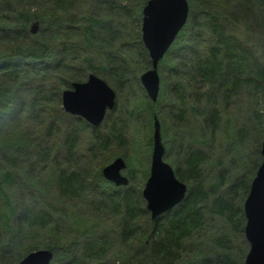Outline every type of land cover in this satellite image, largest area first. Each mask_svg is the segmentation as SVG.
<instances>
[{
    "label": "trees",
    "instance_id": "1",
    "mask_svg": "<svg viewBox=\"0 0 264 264\" xmlns=\"http://www.w3.org/2000/svg\"><path fill=\"white\" fill-rule=\"evenodd\" d=\"M42 1L38 4L41 6V11H39V9H33L38 0H0V75L7 77L4 78L6 80L5 85L0 87V99L5 101V103H0V109H4L8 102L20 99L17 108V110L21 108L19 114H27L33 107L41 104L40 109L47 110L46 114L53 116L56 107L46 103L50 98L58 97L59 99V89L57 86H50L49 83L57 80L60 86H69L73 80H82L87 75L79 64L86 57L85 55L82 58V52L90 48L86 45L87 43L73 38L75 31L79 33L82 31V34L79 35H84V39L87 40V34L106 32V37L102 41L106 47L104 45L99 46L97 50L99 54L112 47L115 39L120 36L119 32L109 30L107 26L99 27L100 22L103 21L102 18L92 20L97 21L95 22L96 27L88 24L91 21L89 20L77 26V28L82 27V29H75V24L79 19L77 16L69 14L70 9L75 8L72 7L75 3L74 0ZM145 1L136 0L137 12L140 15L142 3ZM193 1H200L201 3L204 0ZM219 2V5L215 4L213 9L202 12L204 17L206 14L209 18V23L204 22L203 25H197L195 18L190 15L188 21L193 22L192 26L184 25L177 35L178 37L189 27L195 26V29L206 30L210 37L209 42L204 44L201 49L197 48L187 56L188 58L181 61L184 67L189 68L190 66L191 71L188 72L187 69V73L180 72L182 75L186 74V85L178 78L180 87L185 88L187 93L185 95L184 93L175 94L181 100L186 97L193 100L190 107L201 118L200 129H198L202 138L197 140L198 143L185 139L184 136H180V139L177 140L181 145L178 147L180 157L174 168L175 174L181 180H185L186 184L189 185L190 183L191 186L187 189L185 197L175 207L153 219L155 224L152 226L147 227L140 222L143 214L148 218L140 186L125 189L122 187L103 189L96 185V175L97 173L100 174L101 167L113 154V148L119 147V143H127L128 138H131L128 133V124H131L133 118L128 119L124 112L118 111V107L115 108L118 113H112L116 119L111 121L108 118L110 125L105 122L103 126L105 129H101V131L96 129L97 125H91L82 117L73 115L76 124H74V129L66 133L65 144L62 149H56L57 144L40 145L37 131L33 135L34 140L32 137H26L25 149L22 144L11 149L12 146L8 144L10 142L8 138L13 140L14 136L7 137L5 135L4 140L7 141V144L4 147V157L7 161L11 162L14 155L18 156L17 153L19 155L24 153L29 156L24 157V159L32 162L36 169L45 166L46 162L51 163L57 166V169L51 171V176L55 170H58L55 182L60 193L78 196L81 192L87 191L90 194L89 200L94 202L87 204L86 211L81 213V216L77 215L76 223L68 232L63 231V228L58 226L57 222L60 220L45 208L37 209L26 205V203L22 207H17L20 218L18 220L22 222L19 224L20 230H22V226L26 225L30 231L37 230L38 234H40L38 229L43 231L45 238L49 237V239L54 240L53 236L57 235V237L55 236L56 242L75 243L65 264H109L106 261V256L111 249L113 250L120 244L129 247L132 242L140 245V247L133 254L127 251L128 253L124 257L125 261H122V257L114 258V260H119L121 264H150L151 262V264H159V262L160 264H173L172 261L178 256V252L187 250L186 246L189 243L192 241L201 243L197 239L198 235L206 229L207 222L212 220L220 221L222 226L217 228L218 232L211 231L209 233L212 243L209 245L210 249L207 250L209 253L202 257L200 255L193 264H244L247 250L238 247L245 224L242 205L250 181L262 158L260 149L264 137V49L263 46L257 44L258 38L252 39L253 34L248 29H230V26L235 25V20L239 18L240 14L257 15V17L259 16L258 21H261L259 23L261 29L255 30L261 34L259 38L264 41V0H238V3H234L233 8L235 9L233 10L225 8L221 0ZM188 3L191 6L192 1L188 0ZM119 6L124 8L123 5ZM42 13L48 17L56 16L62 27L56 30L47 29L51 24V19L46 21L47 27L43 31L47 37L45 42L43 41V49L40 50L39 54H35L38 53V51H34L37 47L35 44L28 45L27 40L30 38V34L26 27L32 16H34L33 18L36 16L38 20L43 18L40 17L43 15ZM88 17L92 16L89 14ZM104 22L108 24V21ZM69 25H73V27ZM206 27L207 29H203ZM61 34H65L66 37L61 38ZM121 37V46H124L127 44L124 41L127 40V37L125 34H122ZM129 38L133 43V50L141 51L140 56L144 64L138 68L128 65L126 50L118 49L117 51H106L110 61L107 64L108 70L115 76L118 88L123 86L126 88L130 84L138 86L137 89L142 92V96H145L143 99L144 110L139 112L135 109L136 113L133 109L125 107L124 111L132 114V117L135 115L141 118L142 126L148 127L150 118L152 119L151 125L153 123L155 107H151L152 101L147 98L146 93L144 94L138 82L139 73L150 65V59L141 41L139 21ZM178 40L179 43L182 42L179 38ZM185 46L191 48L188 44ZM26 49L27 51L21 52ZM19 52H21L20 54L30 53L36 57H22L20 59V56H17ZM57 53L60 54V57L52 64L44 62L45 58L52 57L53 54L57 56ZM165 54L170 55L168 50ZM247 57L250 60L247 61ZM61 67L67 71L61 73ZM172 67L176 68V66ZM93 72L98 73L99 71L93 68ZM164 88L171 89L167 83H164ZM237 100H239L238 105L235 103ZM237 106L244 107L242 114L239 113ZM120 114L126 116L127 120L119 119ZM183 114L182 111L175 115L181 117ZM235 114L240 118L245 116L242 125H239ZM29 116L39 123L45 120L42 117L38 120L36 113H30L27 117ZM1 117H3L2 114L0 119ZM186 119H182L180 122ZM17 122L20 123L21 121L18 120ZM227 124L232 125L228 126ZM137 125H140L139 122ZM54 127V122L49 123V132H52ZM87 129L90 130L88 138L91 141L87 147L89 155L95 157L97 152L101 150V163L88 170L79 165L80 163L76 160L73 164L62 165L64 162H60L54 153L62 151L65 152V156L68 154L69 157H72L74 150L80 149L79 144L82 135ZM220 131L221 135L228 139L226 141H230L231 144L230 152L232 155L227 152L226 161L228 165L220 157L217 158L219 151L212 145L213 140L219 137ZM229 131L232 133L229 134ZM53 133L55 134V131ZM16 140L19 139L16 138ZM150 140L151 136L148 137L149 143ZM252 145L254 147H251ZM51 150L53 155L50 154ZM211 157L214 158L215 164L213 163V165L214 167L217 166L218 178L222 185L220 192L216 191L219 193L213 192L211 186L207 188V185L201 181L202 164H206ZM53 159L55 163L51 162ZM65 160L71 161L72 159ZM7 174L11 175L10 173ZM128 177L130 179L129 174ZM33 179H35V175H33ZM36 184L47 186L46 180L45 182L36 180ZM35 193H40L39 187L29 188L24 193L22 192L21 196L32 199V195ZM98 196H103V198L97 199ZM96 202L98 205H95ZM108 208L113 210L111 212L121 215L122 222L116 232L117 240L106 234L108 225L99 220L97 216L98 212ZM209 216L211 220L207 221ZM150 219L152 218L150 217ZM160 220H162L161 223ZM61 230L64 234L60 232ZM18 232L19 229L17 228L16 235ZM19 235L21 234L17 236ZM10 238L13 239V237ZM130 239L132 241L129 242ZM39 246L48 247L53 252L57 248L56 243L52 241H47V243ZM39 246L33 244L27 247L23 254H17L9 264H16L28 251L40 248ZM191 251L193 253L194 250ZM3 258L1 253L0 259ZM141 258L149 260V263L144 260L142 262Z\"/></svg>",
    "mask_w": 264,
    "mask_h": 264
},
{
    "label": "rangeland",
    "instance_id": "2",
    "mask_svg": "<svg viewBox=\"0 0 264 264\" xmlns=\"http://www.w3.org/2000/svg\"><path fill=\"white\" fill-rule=\"evenodd\" d=\"M140 1L142 2V0ZM191 1L192 3L191 6H189L188 10V18L185 23V25L191 26L193 22L188 21L190 20V15L195 18V22L197 25H203L204 22L209 21V18L206 14H204V17L202 15V12L211 10L215 7V4L219 5L220 3L219 0H204L201 3L200 1ZM237 1L238 0H221L225 8H229L230 10L235 9L233 8V6L234 3H238ZM41 2L43 1L38 0L37 4L33 6V9H39V11H41V6H38V4ZM74 2L75 3L72 7L75 8L73 10L70 9L69 14L75 15L79 19V21L75 24V29H82V27L77 28V26L89 20L91 21H89L88 24H92L93 27H96L97 25L95 22L97 21L92 20L95 18H102L103 21L100 22L99 27L107 26L109 30L119 32L120 36H122V34H125L127 37V40H124L127 43L126 45L121 46L122 37L120 38L119 36V38H116L114 43L111 45L112 47L107 48L106 51H117L118 49L126 50V53L128 55V65L138 68V66L144 64V61L141 60L140 56L141 51L138 52L133 50V43L129 38V36L133 33V29L136 28L138 21L140 27V14H138L137 12L138 6L136 0H74ZM119 5H123L124 8L120 7ZM89 14L92 17H88ZM33 17L34 16L30 18L26 27L27 32L30 34V38L27 40V42L28 45L35 44L37 48L34 51H38V53L35 54H39L40 50L43 49V45L46 40L45 38L47 37L46 33H44L45 31H43L47 27L46 21H49L51 19V24L47 29L56 30L61 29L62 26H60L56 16L48 17L46 14H43L42 16H40L43 18H40L39 20L36 16L35 18ZM238 17L239 18L235 20V25L230 26V29H248L254 35H252V39L255 40V38H258V40L256 41L257 44L263 46L264 49V41L259 38L261 34L255 30L261 29V26L259 24L261 23V21H258L259 16H251L244 13V15L240 14V16ZM104 21H108V24ZM34 23L36 24V29L34 31H30V25ZM69 26L73 27V25ZM195 28V26L192 28L189 27L186 31L183 32L182 35L178 36L177 40H175L168 49L170 55L164 54L163 58L159 61L158 71L161 78L159 94L157 99L154 102H151V107H155L154 113L157 115L160 122L161 136L166 148L163 158L168 161L173 166V168H175V165L180 157L178 147L179 145H181V143L177 141L178 139H180V136H184L185 139L191 140L194 143H198L197 140L202 138L200 137L201 133L199 131L201 118L194 112V109L190 107L193 103V100L189 97L181 100L179 96L175 95L177 93H184V95L185 93H187L185 91V88L180 87L179 84V79H181L185 83V85L187 84L186 74L182 75V73L180 72L187 73V69L188 72L191 71L190 66L189 68L184 67L181 61H183L184 58H188L187 56H189L193 51L197 50V48L201 49L203 45L208 43L210 40V37L206 30ZM203 29H207V27ZM79 34H82V31H80V33L78 31H75V36L73 38L75 40L80 39V41L87 43L86 45H88L90 48V51L86 50L85 52H82V58L86 55V57H84L79 64L83 72L86 75L90 71L93 72V68L98 70L99 72L96 74L103 77L116 91L117 96L115 108L118 107V111L124 112V115H126L128 119L133 118L131 124H128V133L131 138H128L127 143H119V147L113 148V154L105 161L109 162L113 157L121 155L125 160V167L122 169V173L126 174L127 176L129 174V184H127V186H115L112 182L105 179L100 171V174L97 173L96 175V185L102 187L103 189H112V187H114V189L118 187H122L123 189H125L127 187L135 188L139 186L141 188L149 172L151 142H148V137L151 136L152 140V119H149V128L146 126H142V123L140 121L141 118L135 115H133L132 117V114L125 113L124 108L126 107L128 109H133L134 111L135 109H137V111L142 112L144 110L143 99L145 96H142V92H140L139 89H137L138 86H135L134 84H130V86H126V88L125 86L121 88H118L116 86L115 76H113L110 70H108L107 64L110 61L108 60L106 51L102 54H99L97 51L99 46L104 45L102 41L106 37V32H103V34H97L96 32L93 35L87 34L88 40L84 39V35L82 36ZM60 36L61 38L66 37L65 34H61ZM178 38L182 40L181 43L178 42ZM70 42L74 43L73 41ZM187 44L191 48L185 46ZM104 47H106V45H104ZM24 51H27V49L21 52ZM21 52L17 53V56H20V59H22V57H36L30 53L20 54ZM59 57L60 54L57 53V56L53 54L52 57L50 56L45 58L44 62L52 64L57 58L59 59ZM248 60H250L249 57H247V61ZM172 66H176V68H173ZM60 70L61 73H65L67 71V69H64L63 67H61ZM4 78H7L6 75H0V87L5 85L6 80ZM164 83H167L171 89L164 88ZM49 84L50 86H57V88L59 89V99L58 97L54 99L50 98L46 103L47 105L49 103L52 107H56V111L53 116L47 115V110H41V104L33 107L27 112V114H19V110H21V108L18 110L17 108L18 102L21 101L20 99H15L10 103L8 102L4 109H0V113L3 116L0 119V215H2L0 217V252L4 257L3 259H0V264H9V262H12V258H14L17 254H23L26 251L27 247L33 244H37L39 246L43 243H47V241H52L57 245L56 250H54L53 252V257L50 260V264H65L68 257L72 253L73 245H75V243H71L68 241L56 242L55 240L57 239V235L53 236L54 240L49 239V237L45 238L43 236V231H40L38 229V231L40 232V234H38L37 230L30 231L26 227V225L22 226V230H20L19 224H21L22 222H19L18 220L20 218L18 215L19 210L17 209V207H22L26 203V205H30L37 209L45 208V210H47L48 212L50 211L53 216L57 217L60 220V222H57L59 224L58 226L63 228V231L68 232L71 229L72 225L76 223L77 215L81 216V213H84L86 211L87 204L94 203L89 200L90 194H88L87 191L83 193L81 192V194H79L78 196H71L60 193L55 182L56 172L58 170H55L53 176H51V171L57 169V166L46 162L47 164L45 166H40L36 169L34 168L32 162H30L28 159H24V157H29L24 153H22L23 155H19L18 153L16 154L18 156L14 155V159L11 160V162L7 161L4 157V147L7 144V141L4 140L5 135L7 137L14 136L13 140L11 138H8V140L10 139V142H8V144L12 146L11 149H15V146L18 144H22L25 149L26 137H32L34 140L33 135H35L36 131L38 132L37 135L40 145L51 146V144H57L56 149L63 148L65 144L64 141L66 139V133L74 129L73 127L76 122L74 120V116L71 113L65 112L60 104L61 90L67 86H60L57 80L50 82ZM162 86L164 89L162 88ZM163 90L165 91L163 92ZM188 90L190 91V89ZM147 98L149 97L147 96ZM1 102L5 103L4 100L0 99V103ZM235 103H237L238 105L239 100H237ZM237 107L239 108V113L242 114V112L244 111V107ZM115 108L109 112L107 111L104 120L96 127L98 131H101V129H105V127H103L105 125V122L110 125L108 118H110L111 121L116 119L112 114L118 113ZM182 111L184 112V114L181 117L175 115L179 114ZM233 112L235 113L236 111L234 110ZM30 113H36L38 120L41 119V117L45 120L39 123L33 117H27ZM4 115L7 118H4ZM120 116L121 117H119V119L124 118L125 120H127L126 116H123L122 114H120ZM244 117L240 118L236 115V120L239 122V125L243 124ZM182 119L186 120L180 122ZM18 120H20L21 122L18 123ZM53 122L55 127L52 132H49V123ZM138 122L140 125H137ZM133 123L135 124L133 125ZM227 125L231 126L232 124ZM54 131L55 134L53 133ZM231 133L232 131H229V134ZM2 134H4V136H2ZM89 134V129H87V131L83 133L81 143L79 144L80 149H75L72 157H69L68 154L67 156H65V152L62 151L54 153L56 158L60 162H64L62 165L73 164V162L76 160L78 163H80L79 165L86 167L88 170L95 168L98 164L101 163V150L97 152L95 157L89 155L90 153L87 150L88 144L91 143L88 138ZM16 138L19 140L17 141ZM226 140L228 139L224 138L221 135L220 131L219 137L213 140L212 145H214L215 149L219 151L217 158L219 159L220 157V159H223L225 161V164L228 165L226 159L228 156L227 152L231 154V144L230 141ZM251 147L254 146L252 145ZM50 154L53 155V151L50 152ZM68 158L72 160L66 161L65 159ZM213 159L214 158L211 157L206 164H202L201 181L207 185V188L211 186L213 192H220V190L222 189V185L220 184V180L218 178L217 166L214 167L213 165V163L215 164V161ZM51 162L55 163L54 159ZM33 169H35L34 172ZM7 173H10L11 175L9 176ZM33 175H35V179L39 182H45L46 180L47 186H38L36 184V180L33 179ZM186 185L187 189H189L191 186L190 183L189 185ZM35 187L40 188V193L33 194L32 199L23 198L21 196V193H24L25 190ZM102 198L103 196L97 197V199ZM95 205H98L97 202L95 203ZM111 211L113 210L111 208H108L107 210L98 212L99 215L97 214V216L99 217V220L108 225L106 234L110 238L117 240L116 232L120 228L122 219L120 213L117 214ZM147 214L148 218L143 214L140 218V222H142L145 226L150 227V225L152 226L153 224H155V222L153 219H150L148 211ZM208 220H211L210 216L207 218V221ZM161 222L162 220H160V223ZM206 226V229L202 231L197 238L201 243H197L194 241L189 243L186 246L187 250H181L180 252H178V256L172 261L173 264H193L200 257V255L202 257L203 255L209 253V251L207 250L210 249L209 245H212L209 233L211 231L218 232L217 228H221L222 223L220 221L217 222V220H212L210 222H207ZM17 228L19 229L18 234H21L19 236H17L18 234L16 235ZM63 231L61 230L60 232L64 234ZM10 237H13V239L11 240ZM240 239L242 241L240 240L238 247L247 250L249 244L244 236V232L241 234ZM130 241H132V239H130L129 242ZM39 247L41 248V246ZM138 247H140V245L135 244L134 242L129 244V247H127V245L120 244L113 250L111 249L109 251L106 256V261H108L107 263L109 264H121L119 260H114V258L122 257V261H125L124 257L126 253L129 252L133 254ZM43 248L48 247L44 246ZM191 250H194L193 253ZM140 260H144L149 263V260L145 258H141Z\"/></svg>",
    "mask_w": 264,
    "mask_h": 264
},
{
    "label": "water",
    "instance_id": "3",
    "mask_svg": "<svg viewBox=\"0 0 264 264\" xmlns=\"http://www.w3.org/2000/svg\"><path fill=\"white\" fill-rule=\"evenodd\" d=\"M188 10L187 0H146L142 7L141 41L148 52L150 67L141 72L139 80L153 101L159 91L158 61L185 24ZM35 29L34 23L31 31ZM61 101L64 110L79 114L92 124H99L106 109L115 104V91L102 77L91 72L85 80L73 81L71 87L62 89ZM260 152L262 160L242 205L244 236L249 244L244 264H264V137ZM164 153L160 124L155 118L149 174L141 189L151 218H157L173 207L186 193L185 182L176 176L171 164L163 158ZM124 167L125 160L118 155L103 165L101 173L115 185H125L128 177L122 173ZM52 257L51 249L38 248L28 251L16 264H50Z\"/></svg>",
    "mask_w": 264,
    "mask_h": 264
}]
</instances>
